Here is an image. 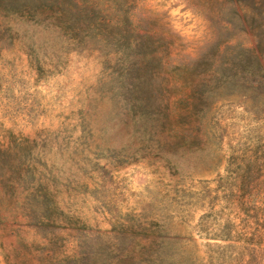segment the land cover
Segmentation results:
<instances>
[{
	"label": "rangeland",
	"instance_id": "rangeland-1",
	"mask_svg": "<svg viewBox=\"0 0 264 264\" xmlns=\"http://www.w3.org/2000/svg\"><path fill=\"white\" fill-rule=\"evenodd\" d=\"M214 10L212 0H136L131 16L147 20L163 37L158 50L183 66L215 41ZM260 21L264 30V12ZM125 72L121 54L70 38L44 14L0 11V141L23 142L30 190L41 183L61 216L80 220L42 229L20 208L7 212L0 264L38 257L48 239L71 254L139 222L152 224L128 229L175 263L264 264L261 96L235 86L191 114L189 96L199 94L169 85L149 94L142 113L143 92L123 85Z\"/></svg>",
	"mask_w": 264,
	"mask_h": 264
},
{
	"label": "trees",
	"instance_id": "trees-1",
	"mask_svg": "<svg viewBox=\"0 0 264 264\" xmlns=\"http://www.w3.org/2000/svg\"><path fill=\"white\" fill-rule=\"evenodd\" d=\"M212 1L213 14L221 22L214 32L215 41L203 55L183 66L168 61V49L158 50L155 44L163 37L147 20H133L131 9L136 0H0V11L34 17L44 14L70 38L78 42L90 38L107 48L109 54H121L126 64L123 85L143 92L138 104L142 113L150 107L149 94L169 85L171 89L185 88L199 94L189 96L191 114L212 93L235 86L254 89L253 93L261 96L264 103V30L260 21L264 0ZM243 36L249 46L245 45ZM241 96L247 100L246 93ZM164 118L170 122L169 116ZM24 148L23 142L13 135L7 141H0V223L7 218V212L15 213V208H20L37 228H76L80 220L61 216L41 183L34 184L30 190L33 175ZM19 189L20 193L26 192L23 200L17 199ZM147 225L120 223V231L110 236L113 240L101 234L97 244L88 243L71 254L48 247L51 244L48 239L46 245L39 247L41 255L21 264H195L175 263L160 252L153 255L154 239L146 233L136 236L128 229L135 226L147 230L150 227ZM110 241L118 249H112ZM130 245L133 247L129 248Z\"/></svg>",
	"mask_w": 264,
	"mask_h": 264
}]
</instances>
